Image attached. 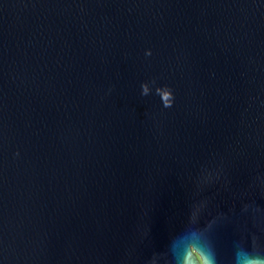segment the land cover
Segmentation results:
<instances>
[{"label":"water","instance_id":"obj_1","mask_svg":"<svg viewBox=\"0 0 264 264\" xmlns=\"http://www.w3.org/2000/svg\"><path fill=\"white\" fill-rule=\"evenodd\" d=\"M264 264V0H0V264Z\"/></svg>","mask_w":264,"mask_h":264},{"label":"clouds","instance_id":"obj_2","mask_svg":"<svg viewBox=\"0 0 264 264\" xmlns=\"http://www.w3.org/2000/svg\"><path fill=\"white\" fill-rule=\"evenodd\" d=\"M203 264H214V259L211 256L205 257L203 259Z\"/></svg>","mask_w":264,"mask_h":264}]
</instances>
